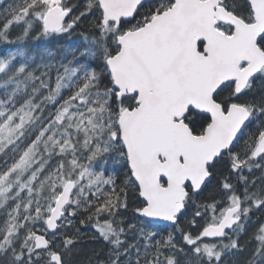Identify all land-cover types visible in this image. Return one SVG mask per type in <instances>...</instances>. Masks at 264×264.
<instances>
[{
  "label": "snow or ice",
  "instance_id": "obj_1",
  "mask_svg": "<svg viewBox=\"0 0 264 264\" xmlns=\"http://www.w3.org/2000/svg\"><path fill=\"white\" fill-rule=\"evenodd\" d=\"M0 264H264V0H0Z\"/></svg>",
  "mask_w": 264,
  "mask_h": 264
},
{
  "label": "trees",
  "instance_id": "obj_2",
  "mask_svg": "<svg viewBox=\"0 0 264 264\" xmlns=\"http://www.w3.org/2000/svg\"><path fill=\"white\" fill-rule=\"evenodd\" d=\"M80 44V37L78 34L72 36H66L64 39L60 40L58 44L53 47V51L57 55L65 54L71 58L72 52ZM51 47V46H50Z\"/></svg>",
  "mask_w": 264,
  "mask_h": 264
}]
</instances>
